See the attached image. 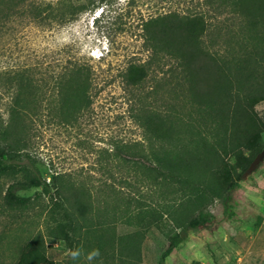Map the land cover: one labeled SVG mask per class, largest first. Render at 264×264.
Here are the masks:
<instances>
[{
  "label": "rangeland",
  "instance_id": "1",
  "mask_svg": "<svg viewBox=\"0 0 264 264\" xmlns=\"http://www.w3.org/2000/svg\"><path fill=\"white\" fill-rule=\"evenodd\" d=\"M223 1L0 0V129L10 119L16 77L31 75L34 94L17 128L22 153L37 162L47 181L63 175L86 195L92 204V242L103 248L99 264L119 262V239L135 231L140 211L167 215L186 203L144 169L160 146L137 118L143 109L150 114L167 109L173 96L166 77L171 63L153 62L151 75L138 86L124 78L129 65L152 57L144 34L147 21L170 14L203 16L209 23L205 44L227 52L245 43L246 18ZM74 63L91 70L92 85L90 106L73 113L53 85ZM255 109L264 120V100ZM262 138L264 147V132ZM16 179L21 176H0V264H17L21 250L35 245L56 264H70V249L52 234L55 220L41 188L18 192L31 198L25 207L5 203L6 189ZM210 209L215 219L189 231L165 264H264V148L233 192L230 211L218 199ZM167 244L164 234L150 229L142 239L141 262L157 264ZM84 245L85 253L94 249ZM106 257H111L107 263ZM77 264L89 262L81 256Z\"/></svg>",
  "mask_w": 264,
  "mask_h": 264
},
{
  "label": "trees",
  "instance_id": "2",
  "mask_svg": "<svg viewBox=\"0 0 264 264\" xmlns=\"http://www.w3.org/2000/svg\"><path fill=\"white\" fill-rule=\"evenodd\" d=\"M223 3L237 8L246 18L247 36L239 48L211 51L203 38L209 31L203 16L170 14L147 21L144 34L152 57L146 63L129 65L124 72L126 83L134 87L151 75L153 62L159 64L165 59L171 63L166 77L171 79L173 96L167 109L152 114L143 109L137 118L145 133L160 146L144 169L159 186L172 188L186 203L184 207L181 203L180 212L173 209L167 215L157 209L140 211L135 231L119 239L117 264H143L142 239L152 228L167 239L157 262L165 264L189 231L215 219L210 209L215 200L221 201L225 212L230 211L233 192L253 157L264 148V120L255 109L264 100V0ZM54 81L65 109L74 113L90 106L89 68L79 63L68 65ZM32 84L31 75L16 77L10 119L0 129V176H21L7 187L5 203L25 207L31 198L18 192L41 188L49 198L55 220L53 236L64 241L70 250L85 249L87 243L90 248L103 251L101 242H92V204L86 195L66 183L63 175H54L47 181L37 162L22 153V133L17 128L23 124L21 114L34 94ZM46 85L52 86L51 82ZM113 248L109 253L112 258L116 257ZM100 258L94 264H99ZM109 258H105L106 263ZM17 264L56 263L43 247L35 245L21 250Z\"/></svg>",
  "mask_w": 264,
  "mask_h": 264
},
{
  "label": "clouds",
  "instance_id": "3",
  "mask_svg": "<svg viewBox=\"0 0 264 264\" xmlns=\"http://www.w3.org/2000/svg\"><path fill=\"white\" fill-rule=\"evenodd\" d=\"M81 256H84V258L89 262V264H91L92 261L97 260L101 256V253L98 248H94L87 253H85L84 250L79 247L70 250V259L73 261V264H77Z\"/></svg>",
  "mask_w": 264,
  "mask_h": 264
}]
</instances>
